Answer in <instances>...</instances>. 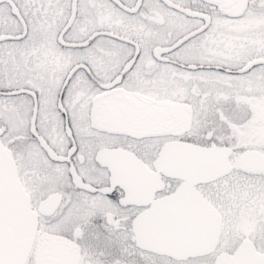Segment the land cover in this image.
Segmentation results:
<instances>
[{"label":"snow or ice","instance_id":"snow-or-ice-1","mask_svg":"<svg viewBox=\"0 0 264 264\" xmlns=\"http://www.w3.org/2000/svg\"><path fill=\"white\" fill-rule=\"evenodd\" d=\"M0 264H264V0H0Z\"/></svg>","mask_w":264,"mask_h":264}]
</instances>
